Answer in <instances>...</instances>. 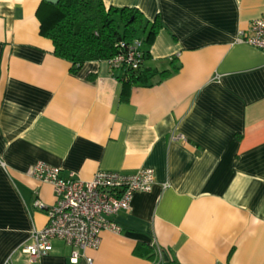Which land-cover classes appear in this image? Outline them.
I'll list each match as a JSON object with an SVG mask.
<instances>
[{"label":"crops","instance_id":"crops-1","mask_svg":"<svg viewBox=\"0 0 264 264\" xmlns=\"http://www.w3.org/2000/svg\"><path fill=\"white\" fill-rule=\"evenodd\" d=\"M41 2L0 0V264H158L156 248L163 264H264V51L236 42L264 0H103L161 25L134 36L141 83L105 60L73 72L40 32ZM38 161L83 180L150 167L154 184L98 249L72 263L54 240L31 261L21 249L47 221L34 202H55L28 174Z\"/></svg>","mask_w":264,"mask_h":264},{"label":"built area","instance_id":"built-area-1","mask_svg":"<svg viewBox=\"0 0 264 264\" xmlns=\"http://www.w3.org/2000/svg\"><path fill=\"white\" fill-rule=\"evenodd\" d=\"M236 42L264 51V17L250 21L247 30L238 33ZM142 44L139 38L120 40L115 44L117 53L105 61L113 70L139 71L144 59ZM28 174L49 183L55 196L52 205L40 199L34 202L36 208L45 211L47 221L42 228L31 231L28 242L21 249L31 261L51 251L54 240L71 247L72 263L77 262L80 249H98L103 231L119 232V226L111 217L128 210L133 195L149 192L154 184V170L150 167L132 173L98 170L90 179L83 180L72 172L62 175L59 168L38 161L29 167ZM156 254L161 264L163 253L156 248Z\"/></svg>","mask_w":264,"mask_h":264},{"label":"trees","instance_id":"trees-1","mask_svg":"<svg viewBox=\"0 0 264 264\" xmlns=\"http://www.w3.org/2000/svg\"><path fill=\"white\" fill-rule=\"evenodd\" d=\"M38 16L40 32L52 40L56 56L72 63L73 72L87 61L113 56L118 51L115 45L118 41H130L138 33L150 43L161 26L157 20L151 24L145 21L135 8H107L103 0H57L56 3L42 0ZM140 70L127 72L123 80L127 83L145 81L144 72ZM174 71L167 70L161 75L166 77ZM135 249L137 253V247ZM148 253L153 257L150 247Z\"/></svg>","mask_w":264,"mask_h":264},{"label":"water","instance_id":"water-1","mask_svg":"<svg viewBox=\"0 0 264 264\" xmlns=\"http://www.w3.org/2000/svg\"><path fill=\"white\" fill-rule=\"evenodd\" d=\"M47 2H50V3H56L57 0H46Z\"/></svg>","mask_w":264,"mask_h":264}]
</instances>
